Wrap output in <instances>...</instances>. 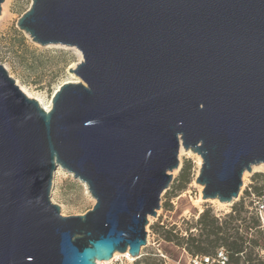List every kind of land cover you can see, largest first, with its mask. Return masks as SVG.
<instances>
[{"label":"water","instance_id":"water-1","mask_svg":"<svg viewBox=\"0 0 264 264\" xmlns=\"http://www.w3.org/2000/svg\"><path fill=\"white\" fill-rule=\"evenodd\" d=\"M17 26L82 60L48 111L0 64V264L138 258L180 146L203 200L231 203L264 163V0H32ZM57 167L90 210L60 214Z\"/></svg>","mask_w":264,"mask_h":264},{"label":"rangeland","instance_id":"rangeland-1","mask_svg":"<svg viewBox=\"0 0 264 264\" xmlns=\"http://www.w3.org/2000/svg\"><path fill=\"white\" fill-rule=\"evenodd\" d=\"M31 2L3 0L0 4V64L15 83L24 86L45 105L54 90L70 79V74L74 75L68 69L74 68L82 59L78 61V55L71 46L40 45L18 28L17 20L29 9ZM3 4L6 8L4 12ZM182 149L181 155L178 152L179 165L171 171V181L160 196V208L155 217H148L145 225L146 244L141 246L139 257L129 261L118 256L107 264H192V256L174 241L165 240L164 232L173 228L171 232L176 235H185L188 229L195 233L191 223L203 209L209 208L216 216L223 217L241 200L245 204L251 201L249 210L257 213L259 228L264 230V210L260 209L264 203V163L252 165L249 172L244 171L239 195L231 203H220L216 199L201 200L202 186L195 181L201 158L189 149ZM182 167L184 176L180 178ZM57 170L52 179L50 200L59 206L60 214L81 215L90 210L95 202L86 186L60 167L54 173ZM254 189L259 190L261 195L257 196ZM153 225L156 226L154 229L151 228ZM256 228L249 230V236L256 235ZM254 253L264 260L263 249L254 247Z\"/></svg>","mask_w":264,"mask_h":264},{"label":"trees","instance_id":"trees-1","mask_svg":"<svg viewBox=\"0 0 264 264\" xmlns=\"http://www.w3.org/2000/svg\"><path fill=\"white\" fill-rule=\"evenodd\" d=\"M180 172V178H183L184 167ZM253 192L257 196L261 195L257 189ZM251 206V201L245 204L241 200L223 217H218L209 208H205L191 223L195 233L188 229L185 235H176L171 232L172 228L164 232V239L182 246L192 257L215 258L217 251L221 249L227 259L224 264H264V260L254 253V247L264 250V230L259 228L257 213L249 210ZM155 227L153 225L151 228ZM254 228L256 235L249 236V230Z\"/></svg>","mask_w":264,"mask_h":264},{"label":"bare ground","instance_id":"bare-ground-1","mask_svg":"<svg viewBox=\"0 0 264 264\" xmlns=\"http://www.w3.org/2000/svg\"><path fill=\"white\" fill-rule=\"evenodd\" d=\"M4 7H5V5L3 4L2 5V12H4V10L6 9H4ZM71 49H73L76 53H77V55H78V61H80L81 59H82V57H81V54H80V52L75 48V47H71ZM78 81V78L75 76V75H71L70 74V79H67V80H65V81H63L61 84H63V83H67V82H77ZM16 84L18 85V87H19V89L27 96V97H29V98H32V99H35L46 111H48L49 110V108H50V100L48 101V103L47 104H42L40 101L41 100H39L38 98H36V97H34L31 93H29L28 91H27V89L24 87V86H22L21 84H18L17 82H16ZM60 86V85H59ZM58 86V87H59ZM57 87V88H58ZM57 88L54 90V91H56L57 90ZM182 152H183V149H182V147L180 146V148H179V155H181L182 154ZM200 161V160H199ZM58 173V170L54 173L55 175ZM243 177H244V175H243ZM200 199L202 200V198L200 197ZM118 256H122V257H124V258H126V259H128L129 261H132V260H134L135 258H132L129 254H128V252L126 251V252H124V253H119V252H114V254H113V256H112V258H111V260H108V261H97L96 262V264H104V263H109V262H111V261H113L116 257H118Z\"/></svg>","mask_w":264,"mask_h":264},{"label":"built area","instance_id":"built-area-1","mask_svg":"<svg viewBox=\"0 0 264 264\" xmlns=\"http://www.w3.org/2000/svg\"><path fill=\"white\" fill-rule=\"evenodd\" d=\"M261 210H264V203L260 206ZM226 255L220 249L217 251L215 258L203 257V258H196L192 257L191 263L192 264H224L226 261Z\"/></svg>","mask_w":264,"mask_h":264}]
</instances>
